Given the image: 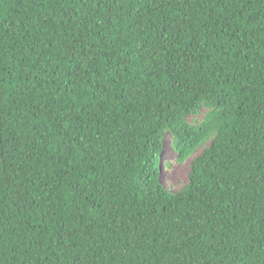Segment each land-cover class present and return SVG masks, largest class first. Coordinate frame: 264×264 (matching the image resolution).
<instances>
[{
  "label": "trees",
  "instance_id": "16d2710c",
  "mask_svg": "<svg viewBox=\"0 0 264 264\" xmlns=\"http://www.w3.org/2000/svg\"><path fill=\"white\" fill-rule=\"evenodd\" d=\"M0 264H264V0H0Z\"/></svg>",
  "mask_w": 264,
  "mask_h": 264
},
{
  "label": "rangeland",
  "instance_id": "374dc122",
  "mask_svg": "<svg viewBox=\"0 0 264 264\" xmlns=\"http://www.w3.org/2000/svg\"><path fill=\"white\" fill-rule=\"evenodd\" d=\"M203 116L202 112L198 117H191L189 122L193 123L194 120H202ZM171 144V139L168 136L162 153L160 176L165 188L176 193L187 184L194 157L190 158L185 164H179L177 162V154L172 150Z\"/></svg>",
  "mask_w": 264,
  "mask_h": 264
}]
</instances>
